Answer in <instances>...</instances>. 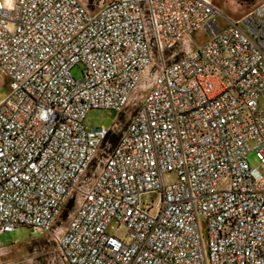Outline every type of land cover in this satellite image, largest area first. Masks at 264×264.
I'll list each match as a JSON object with an SVG mask.
<instances>
[{"label":"built area","instance_id":"1","mask_svg":"<svg viewBox=\"0 0 264 264\" xmlns=\"http://www.w3.org/2000/svg\"><path fill=\"white\" fill-rule=\"evenodd\" d=\"M11 3L0 235L47 237L64 264H264V3L224 30L209 0ZM91 110H131L115 145L120 117L89 128Z\"/></svg>","mask_w":264,"mask_h":264},{"label":"rangeland","instance_id":"2","mask_svg":"<svg viewBox=\"0 0 264 264\" xmlns=\"http://www.w3.org/2000/svg\"><path fill=\"white\" fill-rule=\"evenodd\" d=\"M212 7L215 9L213 16L215 23L219 30H224L232 24H239L242 20L249 16V14L263 5L264 0H209ZM192 41L189 43L193 48L196 45L203 43L206 39V34L200 31L196 32ZM186 46L177 47L175 50L178 56L183 54ZM74 79L81 78V66H76L70 71ZM9 94L7 80L0 75V101ZM258 106L264 108V97L258 100ZM131 110L121 116L114 111L109 110H91L87 113L84 124L89 128L101 127L108 124V120L116 121L120 117V123L116 136L118 137L121 129L125 126L127 118ZM120 130V131H119ZM248 165L250 168H258L260 163L251 152L247 156ZM174 175L170 176L167 181H173ZM159 201V195L156 192L144 194L141 197V203L155 208ZM71 207L65 210L62 214L61 221L66 222L67 216L71 211ZM125 228H118L113 225L110 226L108 232L116 236H123ZM0 248L3 252V259L8 262H22V264H29L27 258L34 259L33 264H64L59 260V254L53 244L47 240V237L39 236L38 234L28 231L27 229H17L11 233H4L0 235Z\"/></svg>","mask_w":264,"mask_h":264},{"label":"clouds","instance_id":"3","mask_svg":"<svg viewBox=\"0 0 264 264\" xmlns=\"http://www.w3.org/2000/svg\"><path fill=\"white\" fill-rule=\"evenodd\" d=\"M0 6H7L8 8H11L12 7L11 0H5V4L4 5H0Z\"/></svg>","mask_w":264,"mask_h":264},{"label":"trees","instance_id":"4","mask_svg":"<svg viewBox=\"0 0 264 264\" xmlns=\"http://www.w3.org/2000/svg\"><path fill=\"white\" fill-rule=\"evenodd\" d=\"M111 141H112V145H115L116 142H117V137L113 136V137L111 138Z\"/></svg>","mask_w":264,"mask_h":264}]
</instances>
